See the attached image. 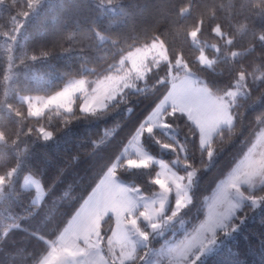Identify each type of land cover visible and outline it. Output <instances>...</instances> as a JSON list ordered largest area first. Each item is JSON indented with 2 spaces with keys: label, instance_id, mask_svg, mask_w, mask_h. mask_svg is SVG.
<instances>
[{
  "label": "trees",
  "instance_id": "16d2710c",
  "mask_svg": "<svg viewBox=\"0 0 264 264\" xmlns=\"http://www.w3.org/2000/svg\"><path fill=\"white\" fill-rule=\"evenodd\" d=\"M157 42L166 59L150 63L143 78L103 108L84 111L77 97L70 111L31 116L18 98L52 95L73 78L92 86L122 72L126 54ZM201 49L210 66L198 61ZM179 60L216 96L239 78L244 91L229 101L232 123L204 147L194 124L171 107L162 118L173 134L142 132L149 154L170 163L177 158V170L194 171L191 202L181 215L192 228L219 181L253 147L257 156L262 148L264 0H0V129L8 137L0 142V176L17 167L0 198V264H37L112 166L118 179L141 192L157 189L156 165L129 168L121 154L169 90ZM25 174L42 185L38 205L31 203L33 191L20 186ZM244 190L259 205L244 203L228 224L236 228L216 234L217 245L196 264H264V183ZM112 223L105 219L103 235ZM140 250L121 264H140Z\"/></svg>",
  "mask_w": 264,
  "mask_h": 264
},
{
  "label": "rangeland",
  "instance_id": "374dc122",
  "mask_svg": "<svg viewBox=\"0 0 264 264\" xmlns=\"http://www.w3.org/2000/svg\"><path fill=\"white\" fill-rule=\"evenodd\" d=\"M192 36L197 45L196 35ZM165 59L164 46L160 42L153 43L126 54L122 59V72L105 76L92 86L86 78H73L52 95H19L18 98L27 105L31 116H39L50 108L70 111L77 97L81 99L82 110L94 111L103 108L125 88H132L133 81L143 78L150 63ZM197 59L203 66H210L212 61L203 49ZM176 66L177 72L170 75L169 90L147 114L121 154L129 168L156 165L154 182L157 189L151 194L141 192L137 186L118 179L112 166L93 189L88 204L75 217L73 224L67 226L61 237L58 236L60 240L50 244L49 251L37 264H121L132 260L139 248L140 264H196L215 248L216 234L236 228L234 223L230 227L228 224L244 203L259 205L260 200L249 196L244 188L253 189L264 183V140L258 156L253 159L256 162L251 166L244 165L246 159L242 158L206 199L203 217L192 228H186L181 215L190 201L194 171L177 170V158L170 163L149 154L141 144L142 132L150 133L157 128L173 134L175 130L162 118L163 110L171 107L185 113L196 127L200 145L204 147L215 133L214 126L221 124L219 121H224L225 115L209 125L208 120L196 121L192 115L195 109L201 108L202 101L204 104L207 101L211 113L217 112L219 107L203 93L202 86L193 83L195 77L186 70L183 61L179 60ZM240 80L227 94L217 96L225 105L224 111L230 105L227 97L232 100L236 94L244 93ZM186 81H189L188 85ZM16 172L17 167H14L5 176H0V198L4 186L10 184ZM20 186L33 191V205L41 203L44 191L37 177L25 174ZM109 216L112 229L108 235H103L101 225Z\"/></svg>",
  "mask_w": 264,
  "mask_h": 264
},
{
  "label": "crops",
  "instance_id": "0c3cea01",
  "mask_svg": "<svg viewBox=\"0 0 264 264\" xmlns=\"http://www.w3.org/2000/svg\"><path fill=\"white\" fill-rule=\"evenodd\" d=\"M192 79V78H191ZM193 80V79H192ZM191 81V80H190ZM194 82V84H198V85H200V86H202V89H203V93L207 96V97H210L211 99V101H214V103L215 104H217L218 105V107L220 108L221 107V109L223 110V113L222 114H220V112L222 111H219V108H218V111L217 112H214V113H211L212 112V109L209 107V106H207V101H205V104L203 103V101L201 102V108L200 109H195L194 110V115H192V117L196 120V121H199V120H208V123H207V125H209L210 123H213L212 121H215V120H217V119H222L223 117H224V115H225V120L223 121H219V123H221V124H218V125H215L214 126V131L213 132H217L218 131V129H220L221 127H225V126H229L231 123H232V115H231V111H230V105H229V107H228V105H227V111L225 110L224 111V107H225V105L224 104H222L221 103V99L219 100V98L216 96V95H214V94H212L203 84H201V83H199L198 81H197V79L195 78L194 80H193ZM186 83V85H188L189 84V81H186L185 82ZM188 83V84H187ZM190 83H192V81L190 82ZM204 95V96H205ZM223 101V100H222ZM230 101V98H228V102ZM205 105H206V107H205ZM182 112V111H181ZM227 112V113H226ZM184 113V112H183ZM185 114V113H184ZM229 114V115H228ZM188 118V117H187ZM217 118V119H216ZM214 133V134H215ZM213 134V135H214ZM212 135V136H213ZM262 137V136H261ZM257 142H258V140H257ZM257 142H256V144H257ZM255 144V145H256ZM258 145V144H257ZM258 152H260V150H258ZM258 152L256 153V154H258ZM255 157H257L256 155H255V153H254V147L243 157V158H245L246 159V163L244 164V165H252V163H255L254 161H253V159L255 158ZM254 165V164H253ZM102 179V178H101ZM118 181V180H117ZM90 198H91V194L85 199V201L82 203V205L79 207V209L75 212V214L73 215V217L70 219V221L67 223V225H66V227L63 229V231L67 228V226H70V224H73V221H74V219H75V217L80 213V212H82L81 210L82 209H84L85 208V206L88 204V202H89V200H90ZM98 221V220H97ZM97 226H98V224H96ZM75 230H77V229H75ZM62 231V232H63ZM61 232V233H62ZM60 233V234H61ZM59 234V236L61 237V235ZM60 237H58L56 240L58 241V240H60ZM98 238H99V240H100V235H98ZM115 264H117V263H115Z\"/></svg>",
  "mask_w": 264,
  "mask_h": 264
},
{
  "label": "clouds",
  "instance_id": "9594fccd",
  "mask_svg": "<svg viewBox=\"0 0 264 264\" xmlns=\"http://www.w3.org/2000/svg\"><path fill=\"white\" fill-rule=\"evenodd\" d=\"M13 111H17L16 109H13ZM19 115H23V114H20V113H18ZM233 120H234V117H233ZM8 140V137H7V134H6V132L3 130V129H0V141H7ZM10 143H12V144H15L16 143V139L15 138H13L11 141H10ZM14 170V169H13ZM2 174H4V173H0V175H2ZM189 202H191V201H189Z\"/></svg>",
  "mask_w": 264,
  "mask_h": 264
}]
</instances>
